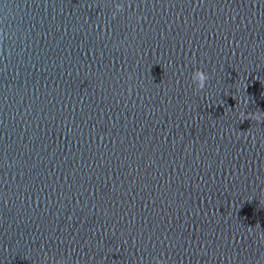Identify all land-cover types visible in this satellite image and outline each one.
I'll list each match as a JSON object with an SVG mask.
<instances>
[{
    "label": "water",
    "instance_id": "water-1",
    "mask_svg": "<svg viewBox=\"0 0 264 264\" xmlns=\"http://www.w3.org/2000/svg\"><path fill=\"white\" fill-rule=\"evenodd\" d=\"M0 264H264V0H0Z\"/></svg>",
    "mask_w": 264,
    "mask_h": 264
}]
</instances>
